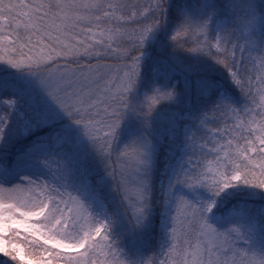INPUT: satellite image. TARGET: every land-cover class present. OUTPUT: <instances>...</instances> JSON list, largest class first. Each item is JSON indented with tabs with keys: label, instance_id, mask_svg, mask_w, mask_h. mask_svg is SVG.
<instances>
[{
	"label": "snow or ice",
	"instance_id": "snow-or-ice-1",
	"mask_svg": "<svg viewBox=\"0 0 264 264\" xmlns=\"http://www.w3.org/2000/svg\"><path fill=\"white\" fill-rule=\"evenodd\" d=\"M0 264H264V0H0Z\"/></svg>",
	"mask_w": 264,
	"mask_h": 264
}]
</instances>
